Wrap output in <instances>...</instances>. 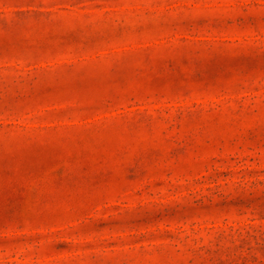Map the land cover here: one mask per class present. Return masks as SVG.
<instances>
[{"label": "rangeland", "instance_id": "1", "mask_svg": "<svg viewBox=\"0 0 264 264\" xmlns=\"http://www.w3.org/2000/svg\"><path fill=\"white\" fill-rule=\"evenodd\" d=\"M0 264H264V0H0Z\"/></svg>", "mask_w": 264, "mask_h": 264}]
</instances>
